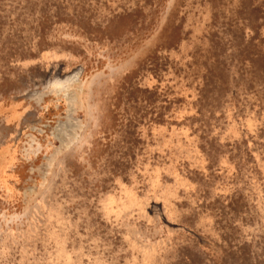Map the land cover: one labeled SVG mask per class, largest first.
Instances as JSON below:
<instances>
[{"label": "rangeland", "instance_id": "1", "mask_svg": "<svg viewBox=\"0 0 264 264\" xmlns=\"http://www.w3.org/2000/svg\"><path fill=\"white\" fill-rule=\"evenodd\" d=\"M0 264H264V0H0Z\"/></svg>", "mask_w": 264, "mask_h": 264}, {"label": "bare ground", "instance_id": "2", "mask_svg": "<svg viewBox=\"0 0 264 264\" xmlns=\"http://www.w3.org/2000/svg\"><path fill=\"white\" fill-rule=\"evenodd\" d=\"M76 79V77H74V80Z\"/></svg>", "mask_w": 264, "mask_h": 264}]
</instances>
